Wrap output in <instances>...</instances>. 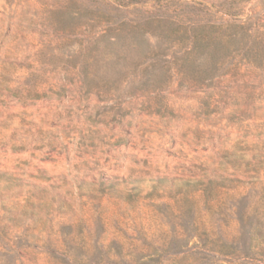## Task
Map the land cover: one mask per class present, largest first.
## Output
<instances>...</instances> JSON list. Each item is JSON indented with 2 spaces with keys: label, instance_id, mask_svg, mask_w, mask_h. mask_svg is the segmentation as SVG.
<instances>
[{
  "label": "rangeland",
  "instance_id": "rangeland-1",
  "mask_svg": "<svg viewBox=\"0 0 264 264\" xmlns=\"http://www.w3.org/2000/svg\"><path fill=\"white\" fill-rule=\"evenodd\" d=\"M0 264H264V0H0Z\"/></svg>",
  "mask_w": 264,
  "mask_h": 264
}]
</instances>
